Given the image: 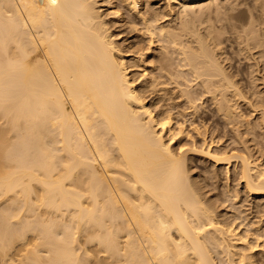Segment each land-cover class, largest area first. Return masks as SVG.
Here are the masks:
<instances>
[{
    "label": "bare ground",
    "instance_id": "6f19581e",
    "mask_svg": "<svg viewBox=\"0 0 264 264\" xmlns=\"http://www.w3.org/2000/svg\"><path fill=\"white\" fill-rule=\"evenodd\" d=\"M122 1L141 23L125 52L97 0H0V264H264V164L244 146L182 144L186 112L206 95L227 126L245 116L220 37L193 21L226 0ZM190 151L234 165L259 204L218 213L190 176Z\"/></svg>",
    "mask_w": 264,
    "mask_h": 264
},
{
    "label": "rangeland",
    "instance_id": "374dc122",
    "mask_svg": "<svg viewBox=\"0 0 264 264\" xmlns=\"http://www.w3.org/2000/svg\"><path fill=\"white\" fill-rule=\"evenodd\" d=\"M157 1H162L161 4H165L166 1L164 2V0H157ZM230 1V2H229ZM98 4H97V7L100 11V13L103 15L104 13V17L106 15L107 19L106 21H109L107 23L108 24V28H111L110 29V33L114 34V38L113 40L116 41L117 44H120L118 47L121 48L122 51H127V46L129 45L130 42H134L136 41L137 38H139V36L137 35V32L135 29H141V23L140 21H137L136 23L132 22V20L134 19V14L132 16V13L129 9H127L126 5H125V2L123 4V1L122 0H97ZM108 2H111V4L113 5H109L110 3ZM108 3V4H107ZM256 3V4H255ZM260 4V5H259ZM264 0H226L225 1V7H222V8H219V9H214L216 7H213L211 11H209V14H206L203 18L202 17H199V18H195L193 19L194 23L196 24V27L195 29H199L201 32H203L204 36H206L207 38H210L209 35L207 34L209 31H211L212 33H215L214 36H217V37H220V41H219V46L222 44L224 45L223 48L225 49L224 52H227V53H224L225 55H223L222 57H225L227 60L231 59L229 62L226 61V65L228 66L229 71L230 73H234V81L236 83H238V85L240 84V86L242 87H239L241 90L243 89V92L242 91V97L239 98V102L241 101V106L239 108V111L241 113V115H245L243 116L244 119H251L250 121L248 120H245V122L243 121V124H242V120L244 119H240L239 121L241 123H239V121L236 123V128L239 129L238 133H241V135L236 132V128L234 127L235 124H231L227 126V122H224V118L222 120L221 118V114L218 113V111L216 110V100L208 97L207 95L204 96L203 95V90L202 89H196L195 90V98L196 96H198V99L200 97V99L203 97L202 99V103L199 104V111L198 113H195L194 115L192 113H190L191 110H187V116H186V119H187V123H186V129H188L186 131V133H188L189 135L186 134L185 137H183L182 141V144L185 145L186 147L188 148H201L202 146L203 147H207L208 145L209 146H212L214 148V150L216 149V147L219 146V144H216L217 142L220 143L221 145V148L223 147H229L228 148H233V147H236V148H241V149H245V148H248V150L253 153L252 151H254V153L256 155H254V160H257V163L260 162V164H264V124H263V119L260 120V118H263V117H260L262 116L263 114L262 113V110L264 109V100H263V97H264ZM124 5V6H123ZM258 7H257V6ZM117 6V7H116ZM110 7V8H109ZM124 7V8H123ZM254 7V8H253ZM257 7V8H256ZM120 11H118V10ZM221 9V10H220ZM127 10V11H126ZM129 10V11H128ZM113 11H118L120 13H117V12H113ZM199 11V10H198ZM215 11V12H213ZM218 11V12H217ZM111 12V13H110ZM113 12V13H112ZM212 12V13H210ZM217 12V13H216ZM231 12V13H230ZM114 14L113 16L109 15V14ZM117 13V14H115ZM121 16H119V15ZM210 14H211V17H210ZM116 15V16H115ZM209 15V16H208ZM251 15V16H250ZM115 16V17H114ZM105 17V18H106ZM124 17V18H123ZM128 19V18H130ZM206 17V18H205ZM209 17V18H208ZM233 17V18H232ZM260 17V18H259ZM255 18V19H254ZM260 19V22L258 21V19ZM168 19V18H167ZM171 19V17H170ZM169 19V20H170ZM203 19H206L207 21L203 20ZM209 19V20H208ZM257 19V20H256ZM263 19V20H262ZM122 20V21H121ZM124 20V21H123ZM200 20V21H199ZM119 21V22H118ZM129 23H128V22ZM198 21L200 23H198ZM202 21V23H201ZM212 21V22H211ZM121 22V23H120ZM205 22V23H204ZM210 22V23H209ZM214 22V23H213ZM263 22V23H262ZM117 23V24H116ZM129 24V25H126V24ZM131 23V24H130ZM133 23V24H132ZM213 23V24H212ZM251 23V24H250ZM261 23V24H260ZM121 24V25H120ZM122 24H123V27H122ZM134 24H136V28L133 29L134 27ZM139 26H138V25ZM194 24V25H195ZM200 24V25H199ZM203 24V25H202ZM192 25V26H194ZM199 25V26H197ZM208 25V26H207ZM213 27H212V26ZM114 26V27H113ZM257 26V27H256ZM133 27V28H132ZM138 27V28H137ZM201 27V28H200ZM203 27V28H202ZM207 27V28H205ZM211 29H210V28ZM248 27V29H247ZM253 27V28H252ZM113 28V29H112ZM238 28V30H237ZM250 28V29H249ZM256 28V29H255ZM133 29V30H132ZM202 29V30H201ZM213 29V31H212ZM216 29V30H215ZM244 29H246L244 31ZM253 29V30H252ZM115 30V31H114ZM205 30V31H204ZM248 30V31H247ZM252 30V31H251ZM262 30V31H261ZM119 31V32H118ZM215 31V32H214ZM235 33H234V32ZM251 31V32H250ZM257 31V32H256ZM237 32V33H236ZM247 32V33H246ZM206 33V34H205ZM217 33V35H216ZM221 33V34H219ZM255 33V34H253ZM119 34V35H118ZM242 34V35H241ZM253 34V35H252ZM260 34V35H259ZM131 35V36H130ZM222 35V36H221ZM245 35V36H244ZM247 35H249L247 37ZM238 36V37H237ZM240 36V37H239ZM251 36V37H250ZM260 36V37H259ZM227 37V38H226ZM241 37H244L243 39ZM231 38V39H230ZM128 39V40H127ZM241 39V40H239ZM247 39V41H246ZM249 39V40H248ZM251 39V40H250ZM263 39V40H261ZM229 40V41H228ZM244 40V41H243ZM127 41V42H126ZM223 43H222V42ZM235 41V42H234ZM239 41V42H238ZM250 41V42H249ZM258 41V42H257ZM261 41V42H260ZM245 42V43H244ZM247 42V43H246ZM257 42V43H256ZM149 41H147V45H148ZM241 43V44H240ZM245 44V45H242ZM254 43V44H253ZM116 44V45H117ZM221 45V47H222ZM253 45V46H252ZM262 45V46H261ZM159 44H155V46L153 47L155 50H154V56H157V54L160 52L158 49H159ZM242 46V47H241ZM252 48H251V47ZM255 46V47H254ZM235 47V48H234ZM241 47V48H240ZM245 50H244V48ZM261 47V48H260ZM220 47H218L217 49H219ZM248 48V49H247ZM250 48V49H249ZM257 48L260 50L258 51ZM263 48V51H261V49ZM240 49V50H239ZM256 50L255 52L253 50ZM252 50L254 52V55L252 54L253 52H250ZM258 51V52H257ZM242 52V53H241ZM263 52V53H262ZM238 53V54H237ZM241 53V54H240ZM244 53V54H243ZM247 53V54H246ZM251 53V54H249ZM260 53V54H259ZM261 53H262V56H261ZM228 54V55H227ZM259 55V56H256ZM248 55V57L246 56ZM251 55V56H250ZM133 54L130 53V57H126V64L127 65H130L129 61L131 62L130 59L133 58ZM227 56V57H226ZM242 56V57H241ZM253 58V59H250V57ZM253 56V57H252ZM248 59H246V58ZM260 57V59L258 58ZM263 57V59L261 58ZM224 58V59H225ZM257 59V60H256ZM262 59V60H261ZM129 60V61H128ZM255 60V61H258L257 64H255L256 62L255 61H252ZM261 60V61H259ZM233 61V62H232ZM251 61V62H250ZM249 62V63H248ZM231 63V64H230ZM253 63V64H252ZM250 64H251V67H250ZM231 65V66H230ZM248 65V66H247ZM252 65H254L252 67ZM257 65V66H256ZM236 67V68H235ZM258 67V68H257ZM252 68L254 69L252 71ZM243 69V70H242ZM243 71V72H242ZM248 71V72H247ZM249 71L250 73H253L256 74V77L255 75L252 76V78L249 79ZM241 72V73H240ZM236 73V74H235ZM244 73V76H242ZM240 76V77H239ZM245 76L247 78V81L245 79ZM248 76V77H247ZM244 78L243 80H240L242 78ZM250 77H251V74H250ZM258 77V78H257ZM236 79V80H235ZM252 79V80H251ZM256 79V80H255ZM261 79V80H259ZM259 80V82H258ZM251 81V82H250ZM257 81V82H256ZM251 83V85H250ZM257 83V84H255ZM245 86H244V85ZM254 84V85H253ZM256 85V86H255ZM252 87V88H251ZM253 88H254V93H253ZM257 88V89H256ZM202 90V91H201ZM200 91V93H198ZM258 91V92H257ZM244 93V94H243ZM252 93V95H251ZM257 93V94H256ZM260 93V94H259ZM254 95H257L256 97ZM259 95V96H258ZM206 97V98H205ZM243 97L245 100H243ZM258 97V98H257ZM212 100H210V99ZM257 98V99H256ZM262 98V100H261ZM197 99V98H196ZM242 99V100H241ZM249 99V100H248ZM177 100V99H176ZM174 100L173 103H177L179 104L180 101H176ZM214 100V101H213ZM261 100V101H259ZM201 101V100H200ZM250 102V103H246V102ZM152 102V101H151ZM150 102V103H151ZM263 102V103H261ZM175 103V104H176ZM199 103V102H198ZM204 103V104H203ZM253 103V106L252 108L250 107ZM258 103V104H257ZM257 104V105H256ZM262 104V105H261ZM185 103H182V106H184ZM202 105V106H201ZM204 105V106H203ZM215 108H214V106ZM261 106L260 108H257L256 110V107H259ZM242 107V108H241ZM254 107V108H253ZM205 110H204V109ZM245 108V109H244ZM182 109L181 107L179 108V110ZM251 109V110H250ZM252 109L254 111H252ZM258 109H260V113L258 112ZM243 111V112H242ZM193 112V110L191 111ZM210 112V113H209ZM249 112V113H248ZM252 112V113H251ZM189 113V114H188ZM201 113V114H200ZM218 113V114H217ZM192 114V115H191ZM198 114V115H197ZM210 114V115H209ZM217 114V115H216ZM221 116H220V115ZM248 114V115H247ZM253 114V115H252ZM196 115V116H195ZM194 118H192V117ZM248 116V117H247ZM253 116V117H252ZM258 116V117H257ZM197 117V119H196ZM206 117V118H205ZM220 117V118H219ZM252 117V118H251ZM192 119V120H191ZM194 119V120H193ZM199 119V120H198ZM226 121V120H225ZM254 123H252V122ZM261 123H260V122ZM192 122V123H190ZM250 122V126L246 127V125H248V123ZM257 122V123H256ZM197 123V124H196ZM226 123V124H225ZM211 124V125H210ZM245 124V125H244ZM262 124V125H261ZM192 125V126H191ZM196 128H195V126ZM223 125V126H222ZM242 127H240V126ZM259 125V126H258ZM190 126L191 128H188ZM198 126V127H197ZM233 126V127H232ZM254 128H253V127ZM257 126V127H256ZM263 126V127H262ZM193 127V128H192ZM207 128V130L205 131L204 128ZM228 127V128H227ZM232 127V128H231ZM250 127L251 130L253 129V131L250 130ZM262 127V128H260ZM195 128V130H194ZM197 128H200L199 130ZM235 128V129H233ZM242 128V129H240ZM244 128V130H243ZM249 130H248V129ZM256 128V129H255ZM247 129V132H245V130ZM194 130V131H192ZM232 130V131H231ZM202 131V133H201ZM240 131H244V133L248 134L249 135H246ZM199 132V133H198ZM258 133V134H257ZM212 134H213V137H212ZM218 134V135H217ZM243 134V135H242ZM255 134V135H254ZM260 134V135H259ZM246 135V136H245ZM192 138H191V137ZM261 136V137H260ZM187 137V138H186ZM189 137L191 138L190 140ZM216 137V138H215ZM236 137V138H235ZM244 137H246L244 140ZM205 138V139H204ZM242 138V139H241ZM255 138V140L253 139ZM192 140V141H191ZM205 140V141H203ZM223 140V142H222ZM234 141V142H233ZM250 143H249V142ZM257 141V142H256ZM187 142V143H186ZM212 144H211V143ZM214 142V143H213ZM241 142H244L242 144H240ZM205 143V144H204ZM249 143V144H248ZM239 144V145H238ZM247 144V145H246ZM255 144V145H254ZM214 145V146H213ZM241 145V146H240ZM177 146V144H175V147ZM190 146V147H189ZM198 146V147H197ZM244 146V147H242ZM259 146V147H258ZM255 147V148H254ZM258 147V148H257ZM250 148V149H249ZM254 148V149H252ZM257 149V151H256ZM260 150V151H259ZM260 152V153H257V152ZM193 153V154H192ZM262 153V154H261ZM198 154V155H197ZM261 154V155H260ZM263 155V156H262ZM260 158V159H258ZM188 166H189V170H190V176L193 180L194 183H196L200 188V192H202V196L204 199H206V201H210V203H212L213 201V204L216 203V207H217V210L219 209L218 213L220 212L222 215L224 214L225 217H232L233 215L232 214H237L238 213V210L240 209H247L250 207V206H254L255 203H257V201H253L251 199V197H248L245 193H243L244 191H242L243 189L241 188L242 186L241 185H238L237 182H234V165L230 167V172H228V170L226 169L227 166L225 165H216L210 158H208L206 155H202L200 154L199 152H194V151H190L189 154H188ZM262 160V161H261ZM192 164V165H191ZM221 173H220V171ZM211 172V173H209ZM228 172V174H227ZM219 173V174H218ZM207 175V176H206ZM214 175V177H213ZM231 176V180H227L228 176ZM215 178V179H213ZM204 179V180H203ZM206 180V181H205ZM222 180V181H221ZM218 182V183H217ZM228 184H227V183ZM200 184V185H199ZM204 185V186H203ZM217 185V186H216ZM228 185V187L226 186ZM239 187H238V186ZM209 186V187H208ZM232 186V187H231ZM215 187V188H214ZM232 188L233 191L235 190H239V191H242L241 193L243 194H239V197L238 199L240 200H234L236 201L235 203L232 202V199H228V195L229 193L227 194V190ZM235 188V189H234ZM212 189V190H210ZM242 189V190H241ZM207 191V192H206ZM211 192V193H210ZM206 194V195H205ZM232 194V193H231ZM211 195V196H210ZM225 195V196H224ZM233 195V194H232ZM230 195V196H232ZM219 196V197H218ZM245 196V198H244ZM207 197V198H206ZM243 197V199H242ZM247 197V198H246ZM212 198V199H211ZM214 198V199H213ZM219 198V199H218ZM228 200V203H227V200ZM231 198V197H230ZM223 199V200H222ZM245 199V200H244ZM225 200V201H224ZM250 200V201H249ZM264 200V198H263ZM212 201V202H211ZM218 201V202H217ZM231 201V202H230ZM240 201V202H239ZM253 201V202H252ZM244 202V203H243ZM246 202V203H245ZM233 203V205L231 204ZM242 203L243 205H240ZM251 205H248L250 204ZM254 203V204H253ZM259 203L261 204L259 206V210L263 209V214H264V208H262V205L264 207V201H260L259 200ZM257 203V204H259ZM263 203V204H262ZM218 204H220L219 207ZM226 204V205H225ZM230 204V205H229ZM236 204H237V208H236ZM247 204V205H246ZM257 204H255V206H257ZM235 205V206H234ZM246 205V206H245ZM230 207V208H229ZM243 207V208H241ZM261 207V208H260ZM240 208V209H239ZM223 209V210H222ZM232 209V210H231ZM229 210V211H228ZM237 210V211H236ZM234 211V212H233ZM236 211V212H235ZM229 214V216H228ZM231 214V215H230ZM262 214V213H261ZM263 214H262V220L263 219ZM252 219L249 217V220ZM254 219H252L253 221ZM257 220V219H255ZM260 220V219H258ZM30 241V240H29ZM16 259H18V257H16Z\"/></svg>",
    "mask_w": 264,
    "mask_h": 264
}]
</instances>
